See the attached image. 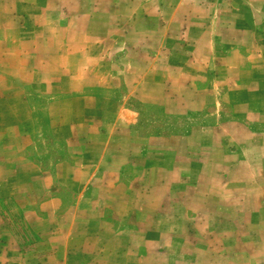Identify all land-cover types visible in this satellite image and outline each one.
Listing matches in <instances>:
<instances>
[{"label":"rangeland","instance_id":"374dc122","mask_svg":"<svg viewBox=\"0 0 264 264\" xmlns=\"http://www.w3.org/2000/svg\"><path fill=\"white\" fill-rule=\"evenodd\" d=\"M15 40L26 69L116 76L113 89L86 88L127 94L137 134L152 139L150 173L117 192L151 232L123 240L116 264H145L144 246L149 264L263 261L264 0H0V44ZM47 102L35 100L45 134ZM224 120L215 137L210 123ZM37 142L55 159L64 147Z\"/></svg>","mask_w":264,"mask_h":264},{"label":"crops","instance_id":"0c3cea01","mask_svg":"<svg viewBox=\"0 0 264 264\" xmlns=\"http://www.w3.org/2000/svg\"><path fill=\"white\" fill-rule=\"evenodd\" d=\"M23 50L19 40L1 41L0 264H116L123 240L129 247L133 237L151 232L131 224L136 200L120 201L117 192L129 195L150 173L152 139L137 134L127 94L86 88L93 81L113 89L116 76L95 80L68 67L44 75L39 65L24 67ZM39 97L48 98L46 134L35 118ZM213 122L219 137L226 120ZM47 136L63 144L59 158L51 148L34 153L37 137ZM144 252L149 264L151 247Z\"/></svg>","mask_w":264,"mask_h":264}]
</instances>
